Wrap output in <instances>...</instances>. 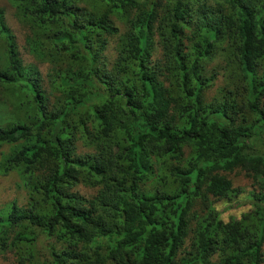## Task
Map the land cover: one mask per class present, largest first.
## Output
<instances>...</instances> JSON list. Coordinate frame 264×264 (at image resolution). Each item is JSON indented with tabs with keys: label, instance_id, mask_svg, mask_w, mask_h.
<instances>
[{
	"label": "trees",
	"instance_id": "obj_1",
	"mask_svg": "<svg viewBox=\"0 0 264 264\" xmlns=\"http://www.w3.org/2000/svg\"><path fill=\"white\" fill-rule=\"evenodd\" d=\"M8 1L25 50L51 65L44 87L0 8V175L16 172L30 199L0 215V254L264 264V0ZM220 55L237 81L208 100ZM231 172L251 179V208L225 222L214 204L241 191Z\"/></svg>",
	"mask_w": 264,
	"mask_h": 264
},
{
	"label": "rangeland",
	"instance_id": "obj_2",
	"mask_svg": "<svg viewBox=\"0 0 264 264\" xmlns=\"http://www.w3.org/2000/svg\"><path fill=\"white\" fill-rule=\"evenodd\" d=\"M153 1V0H150ZM164 1V0H162ZM0 8L5 11V20L8 25V28L15 36V39L18 44V50L20 56L23 60L24 64H33L35 65L39 71L42 73L44 77V87H48L47 80V71L50 67V61L48 60H38L31 56L24 48L25 43V26L18 20L15 14V10L8 0H0ZM119 26V23H117ZM117 40V39H116ZM116 40L109 42L107 51V55L114 56L115 52L113 49V44H115ZM160 55V47L159 45H155L154 57H158ZM6 59L5 48H3L1 40H0V65ZM216 65L218 68V77L214 80L213 86L208 89L207 97L208 100L213 99L214 97H219L218 92L216 91L221 86H229L231 87L233 82L237 81V73L238 69L235 63L230 62L227 58H224L222 55L216 57L212 63H210L209 67ZM11 104L5 103L0 106L2 112L0 113V125H4V117L8 114L10 110ZM4 151L7 150V147L4 146L2 148ZM87 147L80 146L79 152L87 151ZM1 161V156H0ZM228 175V176H227ZM226 176L231 180L232 186L234 188H240L241 191L232 196L231 199L216 201L214 206L216 210L220 211V218L227 222L230 218H240L243 213L248 212L250 210L251 205L250 202L245 201V196L249 195V193L253 190V185L251 179L245 177L243 174H237L234 172L228 173ZM75 190L84 196H90L95 194L96 189L85 186L83 184H78L75 187ZM15 200L20 208L27 209L30 205V199L28 196V189L22 184L21 179L16 172L12 171L6 175H0V215L5 217L10 202ZM0 264H15V258L13 255V251H6L3 254H0Z\"/></svg>",
	"mask_w": 264,
	"mask_h": 264
}]
</instances>
